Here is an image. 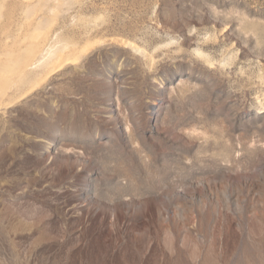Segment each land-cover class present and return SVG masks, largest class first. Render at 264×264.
I'll return each instance as SVG.
<instances>
[{
  "label": "rangeland",
  "instance_id": "rangeland-1",
  "mask_svg": "<svg viewBox=\"0 0 264 264\" xmlns=\"http://www.w3.org/2000/svg\"><path fill=\"white\" fill-rule=\"evenodd\" d=\"M0 264H264V0H0Z\"/></svg>",
  "mask_w": 264,
  "mask_h": 264
},
{
  "label": "bare ground",
  "instance_id": "bare-ground-1",
  "mask_svg": "<svg viewBox=\"0 0 264 264\" xmlns=\"http://www.w3.org/2000/svg\"><path fill=\"white\" fill-rule=\"evenodd\" d=\"M41 62V61H40Z\"/></svg>",
  "mask_w": 264,
  "mask_h": 264
}]
</instances>
